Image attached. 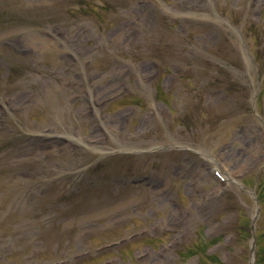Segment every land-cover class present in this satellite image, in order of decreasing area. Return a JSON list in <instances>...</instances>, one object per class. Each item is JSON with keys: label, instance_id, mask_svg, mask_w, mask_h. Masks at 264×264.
I'll use <instances>...</instances> for the list:
<instances>
[{"label": "rangeland", "instance_id": "obj_1", "mask_svg": "<svg viewBox=\"0 0 264 264\" xmlns=\"http://www.w3.org/2000/svg\"><path fill=\"white\" fill-rule=\"evenodd\" d=\"M151 3L154 18L138 0H0V102L16 109L0 111V264H215L194 245L216 237L208 253L252 264L264 0ZM130 96L142 106L113 104Z\"/></svg>", "mask_w": 264, "mask_h": 264}]
</instances>
